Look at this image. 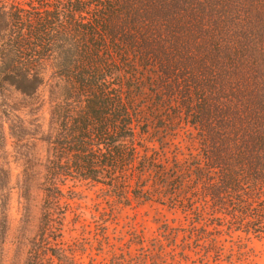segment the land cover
I'll list each match as a JSON object with an SVG mask.
<instances>
[{
    "label": "trees",
    "instance_id": "16d2710c",
    "mask_svg": "<svg viewBox=\"0 0 264 264\" xmlns=\"http://www.w3.org/2000/svg\"><path fill=\"white\" fill-rule=\"evenodd\" d=\"M0 95L8 137L41 147L6 172L0 264H78L67 182L181 215L132 235L136 253L101 226L113 264H221L247 254L241 234L264 239V0H0ZM14 188L24 213L41 196L31 235Z\"/></svg>",
    "mask_w": 264,
    "mask_h": 264
},
{
    "label": "rangeland",
    "instance_id": "374dc122",
    "mask_svg": "<svg viewBox=\"0 0 264 264\" xmlns=\"http://www.w3.org/2000/svg\"><path fill=\"white\" fill-rule=\"evenodd\" d=\"M19 104H14L13 115L19 117ZM9 108L6 106L3 97L0 95V209L4 202L5 197V185L8 184L6 179V172L12 174L10 184L15 185L19 179L20 172L23 168L24 154L34 152L37 153L40 150V145L33 147L29 145L26 147H18L16 143L8 137L6 123V113ZM21 118H14V122L17 121L19 125ZM45 148L42 147V150ZM69 188L66 190L67 197H76L70 199L65 206L66 217L62 224L64 245L67 247H79L82 250L77 252L78 264H113V258L111 257V250L107 247L100 249L99 239L96 235L97 229L106 225L109 241L114 245V250L117 253L130 251L134 253L138 248L137 245L131 241L132 235L134 239H145V242L150 243L154 237L159 236L157 229L158 224L153 220L159 221L167 220L170 223L176 224L182 221V217L179 212L169 210L165 206L157 203H145L143 205H136L134 202L129 206H119L115 202L111 201L99 186H89L82 182H67ZM72 185V186H71ZM76 189V193H75ZM76 195V196H74ZM40 194H36L32 200L31 208L28 213H24L18 206L19 193L16 189H13L11 193V208L10 215L14 219V227L18 224V220L21 216L29 215L31 219L30 228H28L27 235H31L33 227L36 224L37 217L39 215V201ZM109 199V200H108ZM117 206V207H116ZM173 221V222H172ZM105 227V226H104ZM241 234V233H240ZM240 241L245 243L244 249H247V254L240 255L238 252L231 257L232 261H222L221 264H264V239H258L254 236L247 238V236L241 234ZM237 238V236H236ZM235 237L233 239H236ZM182 238H177L179 244ZM227 244H231V240L228 239ZM27 244L23 247L25 253ZM165 249H167L165 247ZM144 250V249H142ZM237 250V249H236ZM135 252V253H136ZM199 254L191 253L188 261H183L176 254L175 260L178 263L174 264H202V260L198 256ZM170 255L162 256L161 258H167L170 261ZM247 257V258H246ZM206 264H213L212 261Z\"/></svg>",
    "mask_w": 264,
    "mask_h": 264
}]
</instances>
